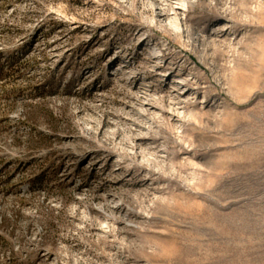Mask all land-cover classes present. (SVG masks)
Masks as SVG:
<instances>
[{
	"label": "rangeland",
	"instance_id": "rangeland-1",
	"mask_svg": "<svg viewBox=\"0 0 264 264\" xmlns=\"http://www.w3.org/2000/svg\"><path fill=\"white\" fill-rule=\"evenodd\" d=\"M226 1L185 17L221 86L152 0H0V264H264V5L229 0L234 28ZM188 52V117L148 116L144 89L177 97L154 68Z\"/></svg>",
	"mask_w": 264,
	"mask_h": 264
},
{
	"label": "bare ground",
	"instance_id": "bare-ground-1",
	"mask_svg": "<svg viewBox=\"0 0 264 264\" xmlns=\"http://www.w3.org/2000/svg\"><path fill=\"white\" fill-rule=\"evenodd\" d=\"M210 1L211 2L209 4L203 3L201 7H203L204 10L210 12L212 15H215L214 13H215L216 6L219 7L220 5L217 3L214 5V3L217 2V0H210ZM231 1L229 2V0H227L222 5V9H221L222 12L221 13H222V16L227 15V17H228L227 19L229 20L230 25L232 24L235 28V26H237V24H238V21H237L238 19H236V16H233V13H234L233 10L236 8H233L234 4ZM243 1H244L245 5H247L248 3L251 4V2H253V0H243ZM202 2H203V0H152L151 5H150L151 6V12H152V20H153V22L156 23V25L164 26L165 28H167L168 30L178 34L182 38L183 37L186 38L189 41V45L187 46V49H188V51L192 52V55H196L199 53V51H201L202 52L201 58H200L201 64H204V65H210L211 64L212 65L211 71H213V73H214V79L217 83L221 84V79H220V76L218 75L219 72L217 71L219 69V68L217 69V67H219V66L216 67L217 61L214 60L216 58L214 57V55H211L212 54L211 51H207V50L202 48L203 43L206 40V36L204 38H201L199 33H195V28L193 29V27L189 26L187 23V19H185V17L189 13V9L190 8H196ZM259 2H261L262 5H264V0H259ZM242 7H243V5H242ZM261 11H263V10H261ZM261 11L259 10V13ZM234 14H236V13H234ZM263 15L264 14H262V17H263ZM252 17L253 16H251V18ZM246 18H248V17H246ZM243 23H245V22H243ZM210 27H212V33L210 34V37L207 38V40L208 39L213 40L215 38H218L220 40L225 39V41H227L226 39H228V37L230 36V27L228 24L225 26H220V21L218 19H216L212 22ZM236 31H237V29H236ZM235 33H236V35L238 34V32H235ZM212 40H211V42H212ZM141 44L142 45L145 44V41H142ZM212 44H213V42H212ZM169 45H170V43L168 44V46ZM209 46H211V45H209ZM159 47H160V45H159ZM166 51H167V49L164 48V50H162V53H165ZM168 56H170V59H168V61H167L166 55L164 54V58L162 60H166V62H164L165 64L164 65L160 64V65L156 66V68H154V69H155V75L157 76V78L160 79V81H162V83L168 82L169 80L170 81L172 80L173 82H175L174 88H171V90H174L172 92L174 94H176L177 97L174 96L171 99H169L170 100L169 104H168V108H169L168 110L169 111H164L165 109L162 110V108L159 106V105L162 106V103H163L162 99H159V101H156L155 99L149 98V96H152L151 95L152 91H150L148 89H144L145 90L144 94L147 95L146 96L147 98H142V99L140 98V100H138V104L144 110L145 113L149 114L148 116H150L151 112L157 111L159 113H163V115H166V116L168 115L169 118L173 120L174 124H178V123H181L183 119H186L188 117L187 115L189 113H187V112L189 111L188 109H189V103H190V102L188 103V98L191 97V95L192 96L199 95V91L201 89L200 87L202 85H201V82L199 80L196 82V81H193V79H190L189 75L191 73H189V75L185 74V72L176 73L174 68H170V65H169L170 63L168 64V62H170V61H174V62L176 61L175 66H177V65L181 66L180 64L187 63V61H184V58L190 57L189 52L185 56L183 54L184 57L182 56V57H179L176 59H174L171 54H168ZM157 58L158 57H154V58L150 59V63H155L156 61L159 62L160 59H157ZM190 59H191V57H190ZM162 60H161V62H162ZM183 66H185V65H183ZM221 86H222V84H221ZM175 90H178V92H176ZM152 98H153V96H152ZM192 100H195V99H192ZM208 102H209L208 100L206 103L197 102L196 107L199 106V104L202 106L204 105L206 107H209L210 105H208ZM212 107L216 110L218 108L216 103H214L212 105ZM213 112L215 113V111H213ZM142 116L144 118L146 116V114L145 115L143 114ZM147 120H148L147 118H144V120L142 122L139 121L140 123H135V122L133 123V125L135 127V131L139 135V137H138L139 139L147 138L146 136L143 137L144 133L149 131V130H152L155 127L154 121H152V120L147 121ZM134 152H135V149L132 148L131 153L133 154ZM152 155H154V154H152ZM120 212H121V210H120ZM128 213L125 212V214H128Z\"/></svg>",
	"mask_w": 264,
	"mask_h": 264
}]
</instances>
